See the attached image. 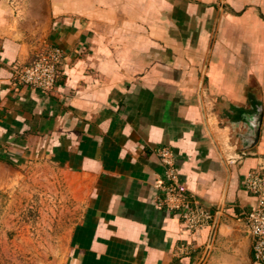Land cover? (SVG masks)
<instances>
[{"label":"crops","instance_id":"0c3cea01","mask_svg":"<svg viewBox=\"0 0 264 264\" xmlns=\"http://www.w3.org/2000/svg\"><path fill=\"white\" fill-rule=\"evenodd\" d=\"M47 47L55 90L19 85ZM163 147L211 226L159 205ZM0 157L56 167L83 205L62 264H260L239 220L264 162V0H0Z\"/></svg>","mask_w":264,"mask_h":264},{"label":"rangeland","instance_id":"374dc122","mask_svg":"<svg viewBox=\"0 0 264 264\" xmlns=\"http://www.w3.org/2000/svg\"><path fill=\"white\" fill-rule=\"evenodd\" d=\"M82 210L56 167L0 157V264H62Z\"/></svg>","mask_w":264,"mask_h":264},{"label":"built area","instance_id":"2783aa9c","mask_svg":"<svg viewBox=\"0 0 264 264\" xmlns=\"http://www.w3.org/2000/svg\"><path fill=\"white\" fill-rule=\"evenodd\" d=\"M65 59L66 55L62 49L47 47L34 61L17 69V83L42 92H52L57 86L60 66ZM158 153L166 175V180L158 183V188L163 191L159 205L176 212L188 230L199 231L211 226L216 213L209 211L188 193L180 180L173 151L163 147ZM246 188L256 197L257 204L253 210L242 212L239 221L245 222L250 233L255 261L264 264V162L259 168L249 172ZM191 252L190 246L177 248V254L180 256Z\"/></svg>","mask_w":264,"mask_h":264}]
</instances>
